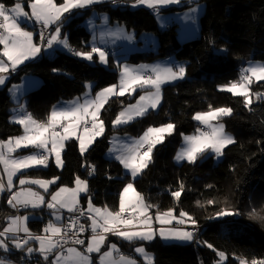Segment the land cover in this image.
<instances>
[{
	"label": "trees",
	"instance_id": "trees-1",
	"mask_svg": "<svg viewBox=\"0 0 264 264\" xmlns=\"http://www.w3.org/2000/svg\"><path fill=\"white\" fill-rule=\"evenodd\" d=\"M129 1L95 5L98 10L109 14L111 22L123 24L137 35L142 32L156 35V51L135 52L126 61L139 63L175 55L185 67V77L161 87V101L156 110H148L121 126H113V120L140 91L133 96L109 98L99 113L104 131L83 155L78 141L70 139L62 150L61 168L50 163L46 168L27 169L21 175L47 180L58 178L48 192L61 186L72 187L79 177L87 182L93 203L107 206L114 212L119 210L120 192L131 182L136 192L152 206V213L169 209L176 215L185 212L196 221V225L204 226L194 233V240L189 244L164 243L158 237L132 243L116 239L122 253L127 255H133L135 246H144L153 254L152 264H214L218 252L226 254L224 264H239L238 258L249 263L254 258L264 259V220L249 215L264 216V98H257L245 107V97L220 89L222 85L239 81L241 68L248 60L264 59V0H199L205 5L200 16L199 35L184 43L177 40L175 24L159 29L149 8H131ZM15 2H21L30 11L27 7L30 0H0L6 6ZM90 11L91 7H87L79 15H75L76 11L70 12L56 23L58 25L71 17L63 31L67 30L68 43L75 51H91L90 32L81 25ZM28 28L34 30V27ZM34 38L37 40L36 35ZM93 58L95 62L90 63L58 50L52 56L41 55L39 59L11 71L7 83L0 88V129L8 125L10 109L14 105L8 89L24 74L42 80L38 88L25 94L27 110L40 121L47 119L57 102L84 92L88 82H93L94 90L117 84L118 69L99 64L96 55ZM250 89L252 96L258 93L264 96V81H253ZM210 105L213 109H232L231 115L219 120L234 134L235 142L223 149L222 158L217 162L213 155L204 153L194 163L187 160L177 163L175 155L182 135L196 132L199 125L193 116L209 111ZM169 123L175 126L173 132L167 133L163 141L155 145L151 162L137 177L132 178L126 173L118 159L105 155L112 133L140 135L148 127ZM181 185L183 191L177 199L172 193L180 191ZM85 200L83 195L80 202L83 208ZM6 201L7 195L3 193L0 196V229L15 213ZM221 211L239 214L217 216ZM47 221L44 217L32 219L28 221V227L31 232L41 234ZM6 257L16 264L29 261L24 257V250L15 248ZM134 257L139 264H145L139 255Z\"/></svg>",
	"mask_w": 264,
	"mask_h": 264
},
{
	"label": "snow or ice",
	"instance_id": "snow-or-ice-1",
	"mask_svg": "<svg viewBox=\"0 0 264 264\" xmlns=\"http://www.w3.org/2000/svg\"><path fill=\"white\" fill-rule=\"evenodd\" d=\"M98 2L100 0H63V3L57 4L54 0H30L27 7L31 9V14L24 10V6L20 2H15L11 6L0 3V30H2L0 31V45H3V50L0 51V74L7 73L9 67H11L12 71H15L19 65L35 57L41 51L40 47L33 42V33L26 30L22 25L34 20L46 29L50 24L61 21L64 13H69L74 9H82ZM179 2L180 0H134L133 6L145 5L148 8L158 9L159 6ZM190 11L196 12L197 9H191ZM60 33L61 29L57 27L55 33L47 40V45L51 47L56 42L71 50L67 37L58 39ZM41 38L43 39V36ZM93 53H98L101 63L107 62L105 53L95 46H93L91 52H73L74 55L87 60L93 59ZM141 68H148V66H141ZM151 72L152 75L145 76L137 69L124 66L121 69L118 86L112 85L102 89L96 93L94 99L85 100L83 104H76L71 108H54L48 117L47 123L35 120L31 114L21 115L17 118L15 122L24 126V135L10 138L8 141H0V165H3L7 175V188L11 190L13 176L22 169H30L37 166L47 167L49 156L52 153H55L57 166L61 167L63 162L61 160L60 149L64 146L63 142L69 137L76 135L77 126L81 122L84 125V134L77 135L76 138L79 140L80 152L83 155L94 138L101 135L104 131V123L102 120H99V112L110 97L123 96L126 92L131 94L136 88L143 89L150 87L154 89V91L141 95L135 105H129L128 109L120 112L113 121V125L127 123L134 116L144 115L149 108L156 109L161 99V85L170 81L183 79L186 74L185 67L182 65L176 66L175 70L171 67L161 68L160 66H152ZM253 77L256 81H264V64L250 65L242 69L238 82H230L229 85H222L220 88L222 91H228L234 96L240 95L245 97V107H248L251 104L249 85L253 82ZM5 79L4 75H0V85L5 83ZM257 96L258 98H264L259 93ZM21 108H23L22 105ZM209 109L208 112L196 113L193 119L211 126L210 121L232 114V109L228 107L213 109L210 105ZM86 117H91V128L87 126L88 120ZM60 121H68V123L64 124ZM174 127L171 123L159 128L149 127L139 139L135 140L131 145H126V152L116 156V159L123 164L125 169L131 171L133 177L137 176L151 162V153L155 145L163 141V134H171ZM211 127L212 132L210 134L202 133L197 129V132L200 133L199 135L184 136L187 146L177 153L175 159L178 162L186 159L189 163H194L198 156L203 155L208 149L215 153L217 157L221 156L223 149L235 141L232 136L225 132V125L223 123ZM57 128L62 129V132L57 131ZM49 145H51L50 148ZM28 147L34 148L37 151L27 156L15 158L11 156V153L15 152L16 149ZM141 149L145 150L141 151ZM89 174L91 175L92 172L90 171ZM56 179L58 178H54L51 181L21 179L20 184H37L41 188H44L45 191H48V186L55 183ZM75 183L77 187L74 189L61 187L55 193H52L51 201L47 202V207L49 209H56L57 207L61 209L66 208L69 212L77 211L76 206L79 203L78 194L87 191V182L77 177ZM4 189L5 185L0 183V192L4 191ZM182 191L183 185H181L180 191L172 193L173 197L178 199ZM129 193L132 195L126 199ZM119 197L120 207L119 211L116 212L110 211L107 206L103 209L97 208L89 200L87 211L90 213L88 219L91 220L90 227L93 234L87 240V247L84 250L86 253H100L101 247L106 243L107 234L115 235L130 243L136 240L151 241L154 239L157 230L152 228L151 217L148 214V210L152 206L144 202L142 195L135 191L132 183L127 184L123 188ZM43 203H45L44 197L37 192H33L31 189H26L20 193H13L8 200V204L12 207H16L17 204L25 207L31 204L33 208H36ZM208 203H213V201H208ZM129 208L133 209L137 215L125 218L123 213ZM237 214L239 213L221 211L217 213V216ZM80 215H84V212L80 211ZM249 215L251 218L264 220V216L257 217L255 213H250ZM180 216L188 217L193 225L196 224V221L188 216L187 213L181 212ZM9 219L10 223L8 226L3 231H0V237H5V239H0V249L4 252H10L11 249L7 241L11 240L12 247L23 251L28 240L21 242L20 238L15 235L22 231L28 234L29 239L39 244V247L36 249L28 247L27 253L39 252L45 260H48L49 255L53 253L54 249L62 246V242L67 243L66 237L68 233L78 224V218H74L66 228L57 227L52 222H49L44 228L46 235L40 236L29 233L28 228L24 226V217H10ZM56 219H60L59 215L56 216ZM172 219L174 217L171 209L163 213H157L155 216V220L161 225L170 224ZM177 222L183 224L185 221L180 219ZM120 226H123V229L127 230H122ZM84 230V226L80 225L79 231L83 232ZM158 232L161 238L166 240L192 241L194 239L193 232L178 228L165 229L161 227ZM73 242L76 244L85 243V241L80 239H75ZM207 246L212 248L211 244ZM114 251H117V246L111 244L109 251L101 254L100 264H137L134 259L123 255L119 257V260L111 259ZM135 252L144 256L146 264H152V257L145 252L142 246L136 247ZM67 253L68 255L66 256L56 253L55 259L51 261V264H92L91 258L88 255L77 251L75 248H68ZM217 255L220 258L217 264H223L225 254L218 252ZM238 259L239 264H247L244 258ZM0 264H12V262L4 257H0ZM250 264H264V259L257 260L254 258Z\"/></svg>",
	"mask_w": 264,
	"mask_h": 264
},
{
	"label": "rangeland",
	"instance_id": "rangeland-1",
	"mask_svg": "<svg viewBox=\"0 0 264 264\" xmlns=\"http://www.w3.org/2000/svg\"><path fill=\"white\" fill-rule=\"evenodd\" d=\"M119 1L120 0H100V2H98V3H93V4L89 5V6H87L88 8L91 7V11L81 21V25H83L90 32L91 38H90V41H89V45L91 47V50H92L93 46H95V47L100 48L105 53V58H106V61H107L106 63H101L98 53H93V55L97 56L98 63L103 65V66H105V67L112 66V68L118 69L119 81H120L121 69L124 66H127V67L132 68V69H137L138 71L141 72L142 75H143L144 72L146 73L148 71L150 72V75H152V72H151V67L152 66H160L161 68L171 67V68H173V70H175L176 66L182 65L183 64L182 61L179 60L175 55L167 57V58H158V59L153 60V61H146V62H142V63H139V64H133L131 62L126 61V58H128V56L130 54H133L135 52L146 53V52H149V51H156L157 48H158V40H157L156 35L153 34L152 32H142V33L137 35L134 30L128 29L125 25L117 23V22H111L109 14L107 12H103V11H100L97 8H95V5H97V4H101V3H105V2L116 3V2H119ZM130 1L131 2H130L129 6L131 8H138V7H146V8H148L145 5H137V6L134 7L133 6L134 0H130ZM54 2L57 3L55 0H54ZM61 3H63V2H61ZM61 3H57V4H61ZM87 7H85V8H87ZM85 8L74 9L71 12L76 11L75 15H79V14L82 13V10L85 9ZM191 9H197V11L196 12H192V11H190ZM24 10L26 12H28L29 14H31V9H30V11H28V10H26L24 8ZM157 10H158V13L156 14L155 18H156L157 25H158L159 29H165L166 27L175 24L177 26V33H178L177 34V40H178V42L184 43V42H186L188 40H191V39H193V38H195V37H197L199 35L200 16H201V14H203V12L205 10V5H204L203 2H201L199 0H180V2L176 3V4H169V5L159 6V8ZM69 13H64V15H67ZM69 18H71V17H69ZM69 18H66L62 23H60L58 25L56 23L50 24L51 26H54V27L51 30V33L49 35V39L51 38V35L53 33H55V30H56L57 27H60V29H61V33H60L58 39H64L65 37H67V30L63 31V27L69 21ZM32 22L33 21H30V22L26 23V25L24 24L22 26H24L26 28V30L32 32V30L30 28H28V26ZM30 27H32V25ZM33 42L37 46L42 48V46L39 44V42L38 43L35 42L34 33H33ZM53 44H55L56 46L59 45V43H56V42H54ZM2 50H3V46H2L1 51ZM44 50H45V52L48 50V55H51V56L56 53V51L50 50L48 46H45ZM58 50L61 51L62 49H60V47L58 46ZM106 50H108L111 54H107ZM80 58L83 59V57H80ZM4 59L6 60V58H4ZM29 60H26V62L23 63V64H26L27 62L31 61V60L30 61ZM85 60L90 62V63L95 62L94 58L92 60H87V59H85ZM257 64H264V59L263 60H248L242 66L241 70L244 69V68L249 67L250 65H257ZM141 66H148V68H141ZM10 71H11V67H9V71L7 73H2L0 75H6L5 78L8 77L7 79H9L10 76H11ZM27 75L28 76H24V78L22 79L21 83L18 82L19 84H17V83L13 84V87L11 88V90H9V93L12 94V100L14 102V106L11 107L12 117L14 115H18L19 113H21L23 111L26 112V102H27V99H26L27 97L25 96L26 92H28L29 90L38 88L40 86V84L42 83V80L40 78H38L36 76H31L30 74H27ZM7 79H5V83L3 85H0V88L5 86V84L7 83ZM28 79H35V80L37 79L38 83L35 84V85H30V84H28L29 83ZM178 80H181V79H178ZM178 80L164 83V84L161 85V87L164 86V85H167V84L175 83ZM252 80L256 81L254 77L252 78ZM229 84H227V85H229ZM93 87H94L93 82H88L86 84L85 91H91L93 89ZM249 88H250V85H249ZM143 89H146V90H144L143 92L138 94V96L135 97L132 100V102L124 105L119 110L118 114L120 112L125 111L126 109H128L129 105H135L137 103V100L139 99V97L141 95H144L146 92H149V91H154V89H152L150 87H145ZM143 89L136 88V90L134 92H131V94L126 92L124 95L127 94L129 96H133V94L135 92H137L139 90H143ZM147 89H149V90H147ZM257 98H258L257 94L255 96H252L251 89H250L251 102L254 101V100H258ZM160 101H161V99H160ZM159 104H158L157 108L159 107ZM21 105L23 106V108H21ZM156 109H153V110H156ZM148 110H151V108H149ZM205 112H208V111H205ZM198 113H203V112H198ZM138 117L139 116H134L133 119L131 121L127 122V123L132 122L134 119H136ZM195 121L199 125L198 129L200 130V132L209 133V134L212 132V127L211 126H215V125H217L219 123H223V121H221L219 119L218 120H212V121H210V125L211 126H209V125L202 124V123H200L197 120H195ZM127 123H123V124H119V125H113V126L117 127V126H121V125H124V124H127ZM200 127H204V128H206V130L203 131V130L200 129ZM225 132L227 134H229L230 136H232L233 139L235 140L234 134L231 131H228V130L225 129ZM199 134L200 133L197 132V130L194 133L183 134L182 135L181 144H180V146L178 148V152L182 148L187 146L185 141H184V136L199 135ZM130 139H133V135L132 134H129V133H117V132L112 133V135L110 137V141L112 140V143L110 144V146H109L108 150L106 151L105 155L108 158H113L112 156H113L114 153H116L120 149L122 150V149L126 148L125 146L129 144V140ZM17 152L18 151L16 149L15 152L11 153V156L13 158L17 157L16 156ZM205 153H206L205 154L206 156L207 155H213L215 162L219 161L222 158V155L217 157L215 155V153H213L210 149L206 150ZM182 161H184V160H181L179 162L176 161V162L177 163H181ZM125 172L130 174L132 178L137 177V176L133 177L132 174H131V171L128 170V169H125ZM16 174H18V173H16ZM14 176H13V182L15 180ZM16 177H18V176H16ZM19 179L20 180L21 179H25L26 180L28 178L22 176ZM20 180H19V182H20ZM129 183H131V182H128L127 184H129ZM13 188H14V191H16L17 193H20V192L26 190L20 183H19L18 187H16V188H15V184L13 183L11 189H13ZM26 213L28 214V212H24L23 214L26 215ZM172 214H173L174 219L171 220L170 224L161 225L158 222V224L160 226H157L156 229L159 230L161 227H163L165 229L178 228V229H182L184 231L193 232V231L190 230V227L195 226L196 224L188 226V224L191 223V221L188 219V217H181L180 215H176L173 212H172ZM180 219H183L185 222L183 224L178 223L177 221L180 220ZM197 232H199V231H197ZM197 232H194V233H197ZM157 234L161 238V236L159 235V232ZM44 235H46V233H44L41 236H44ZM154 238H156V234H155ZM0 239H5V237H0ZM161 240L164 243L189 244L194 239L192 241H178V240H173V239H167L166 240V239L161 238ZM11 244H12V241H11ZM145 252L152 257V262H153V254L151 252L146 251V250H145ZM56 253L63 254V251H62V249H58V251ZM142 257H143L144 263L146 264L144 256H142ZM219 259L220 258L218 256V259L214 262V264H217ZM226 259H227V256L225 254V260H224L223 264L225 263ZM12 264H16V263L12 262ZM247 264H250V263L247 262Z\"/></svg>",
	"mask_w": 264,
	"mask_h": 264
},
{
	"label": "crops",
	"instance_id": "crops-1",
	"mask_svg": "<svg viewBox=\"0 0 264 264\" xmlns=\"http://www.w3.org/2000/svg\"><path fill=\"white\" fill-rule=\"evenodd\" d=\"M130 2L131 1H129V3H128V5H130ZM151 11L153 10L152 8H149ZM156 16V15H155ZM35 24H40V23H36L34 20H33V22L32 23H30V25L28 26V27H30L31 25H32V27H33V25H35ZM26 25V24H25ZM49 26H51V25H49ZM32 32L34 33V30H32ZM51 33V32H50ZM50 35V34H49ZM34 37H35V33H34ZM35 39V38H34ZM48 39H49V36H48ZM35 42L36 43H38V40H35ZM58 45V44H57ZM3 46V45H2ZM45 46H48V45H45ZM45 46L44 47H42V48H40L41 49V51L40 52H38L37 54H36V56L35 57H33V58H31L30 60L31 61H33V60H37V59H39V57L41 56V55H47V56H51V55H48V50L45 52ZM59 47H60V49H62L61 51H64V52H67V53H70V54H73V52L75 51L71 46H70V48H71V50H69V48H65L62 44H59L58 45ZM58 46H56L55 44H52V46L51 47H49V49L50 50H54V51H58ZM107 54H111L110 52L109 53H107ZM130 56V55H129ZM128 56V57H129ZM78 57H80V56H78ZM84 59V58H83ZM98 59V58H97ZM127 59V58H126ZM29 60V61H30ZM26 62V61H25ZM24 62V63H25ZM139 63H142V62H139ZM139 63H133V64H139ZM23 64H21V65H19L18 67H17V69L20 67V66H22ZM12 71V70H11ZM10 71V72H11ZM145 73V72H144ZM144 73H143V75H144ZM4 76H6V75H4ZM24 76H28L27 74H24L23 76H22V78H21V80L19 81V83H21V81H22V79L24 78ZM31 76H33V75H31ZM8 77H6V79H7ZM8 80V79H7ZM29 80V83L28 84H30V85H35V84H37L38 83V81H37V79L35 80V79H28ZM119 79H118V83L116 84V85H118L119 84ZM19 83H17V84H19ZM110 86H112V85H110ZM110 86H107V87H104V88H108V87H110ZM13 87V85L12 86H10L9 87V89L8 90H11V88ZM104 88H101V89H98V90H94V89H92L91 91H85L84 90V92H82L80 95H78V96H75V97H73V98H71V99H66V100H61V101H59V102H57L53 107H52V109H51V112H52V110H53V108H55V109H61V108H71V107H74L76 104H83L84 102H85V100H91V99H94L95 98V96H96V93H98V92H100L102 89H104ZM144 90H146V89H143V90H139L140 92L138 93V94H140L141 92H143ZM147 90H149V89H147ZM27 93V92H26ZM10 94V93H9ZM138 94H137V96H138ZM161 96H162V90H161V94H160ZM136 96V97H137ZM10 97H11V100H12V94H10ZM113 97V96H112ZM114 97H116V96H114ZM111 98V97H110ZM13 101V100H12ZM14 106V105H13ZM101 110V109H100ZM10 111H11V109H10ZM51 112H50V114H51ZM100 113V112H99ZM27 114H31L28 110H27V108H26V112H21V113H19L18 115H14L13 117H12V113H11V115H10V117H9V120H8V125L6 126V127H4V128H2V129H0V141H8L10 138H14V137H19V136H22V135H24V126L23 125H21V124H18V123H16L15 122V120L17 119V118H19L21 115H27ZM50 114H49V116H50ZM31 116H32V114H31ZM48 116V117H49ZM33 117V116H32ZM48 117H47V119L45 120V121H40V120H37L36 118H34L35 120H37V121H39V122H43V123H47V120H48ZM86 119L89 121H91V117H86ZM61 123H64V124H67L68 123V121H60ZM159 127H161V126H157V127H154V128H159ZM91 128V127H90ZM149 128V127H148ZM147 128V129H148ZM84 129V125H83V122H81L80 124H79V126H77V129H76V135H73V136H71V137H69L67 140H70V139H76L77 141H78V144H79V140L76 138V136L77 135H83L84 133H83V130ZM146 129V130H147ZM146 130L144 131V133L146 132ZM62 132V131H61ZM144 133H142V134H140V135H133V139H130L129 140V144L128 145H131L135 140H137V139H139ZM167 133H164L163 134V136L165 137V135H166ZM99 136H101V135H99ZM99 136H96L95 138H94V140L96 139V138H98ZM67 140H65L64 142H63V144H65V142L67 141ZM93 140V141H94ZM93 141H92V143H93ZM13 143H14V141H13ZM91 143V144H92ZM112 143V140L110 141V144ZM91 144L89 145V147L91 146ZM157 145V144H156ZM51 147V145H49V148ZM88 147V148H89ZM63 148H64V146H63ZM63 148L62 149H60V155L62 154V150H63ZM79 149H80V147H79ZM17 153H16V156L17 157H19V156H27V155H31V154H33L34 152H36L37 150L36 149H34V148H31V147H28V148H19V149H17ZM126 152V148H124V149H120V150H118L116 153H114L113 154V158H116V156H118V155H121V154H124ZM177 152H178V150H177ZM177 152H176V154H177ZM175 157H176V155H175ZM61 160H62V158H61ZM175 161H177L176 159H175ZM50 163H53V164H55L56 166H57V162H56V156H55V153H52L50 156H49V163H48V165L50 164ZM62 165H63V163H62ZM123 165V164H122ZM37 167H41V168H46V167H43V166H37ZM58 167V166H57ZM62 167V166H61ZM61 167H58V168H61ZM124 167V166H123ZM33 168H36V167H33ZM25 170H27V169H22L20 172H17L18 174H16L14 177H15V180H14V184H15V188L16 187H18V185H19V178H21L22 177V175H21V173L22 172H24ZM124 171H125V167H124ZM139 175V174H138ZM137 175V176H138ZM16 176H18V177H16ZM131 176V175H130ZM24 177H26V176H24ZM28 179H26V180H44V181H51V180H53V179H50V180H47V179H40V178H31V177H27ZM0 183H2V184H4L5 185V189H4V191H2V192H0V196L3 194V193H5L6 195H7V201L9 200V197L13 194V193H17L16 191H14V188L13 189H11V190H9L8 188H7V175H6V173H5V171H4V168H3V165H0ZM54 184V183H53ZM51 185L52 184H50L49 186H48V191L50 190V187H51ZM127 185V184H126ZM25 189H31L33 192H37V193H39L41 196H43L44 197V199H45V203H43V204H41L39 207H36V208H33L32 206H31V204L29 205V208L27 209V210H25V211H22V212H16V211H14L15 213L14 214H12L11 216H9L8 217V222L6 223V225H5V227H7L8 226V224H9V222H10V217H24L25 218V220H24V226H26L27 228H28V230H29V233L30 234H33V235H43L45 232H44V228L49 224V222H52L53 224H55L57 227H62V223H63V221H64V219H65V217L68 215V213H70L66 208L65 209H61V208H56V209H49L48 207H47V202H50L51 201V195H52V193H55L59 188H61V187H65V186H61V187H58V188H56L55 190H53L52 192H48V191H45L44 190V188H41L39 185H37V184H32V183H26V184H23L22 185ZM77 187V185H76V183L74 184V186H72V187H67V188H69V189H74V188H76ZM136 191V190H135ZM83 195H85V197H86V200H85V202H84V209H85V212H86V214H87V216H89V214L90 213H88V203H89V200H91V202H92V204L95 206V207H97V208H101V209H103L104 208V206H99V205H96V204H94L93 203V201H92V197H91V195L90 194H88V188H87V191H84V192H80L79 194H78V201H79V203L81 202V197L83 196ZM132 194L131 193H129L127 196H126V199H128L130 196H131ZM144 199V198H143ZM7 201H6V204H7ZM13 202H15V201H13ZM144 202L146 203V201L144 200ZM147 204V203H146ZM8 206V205H7ZM9 207V206H8ZM119 207H120V202H119ZM10 208V207H9ZM109 209V208H108ZM13 210V209H12ZM110 210V209H109ZM111 211V210H110ZM119 211V210H118ZM127 211H130V212H132V213H134V210L133 209H131V208H129ZM24 212H28V214L26 213V215H24L23 213ZM114 212V211H113ZM161 213H163V212H161ZM148 214H149V216L151 217V226H152V228L153 229H155V230H157L156 231V237H158V238H160L159 236H158V229H156V227L157 226H160L159 224H158V222L155 220V216H156V214L157 213H152L151 212V209L149 208V210H148ZM57 215H59V217H60V219L59 220H57L56 219V216ZM91 215H94V214H91ZM134 215H137L136 213H134ZM47 218L48 219V221L46 222V224H45V226H44V228H43V231H42V233L41 234H35V233H33V232H31V230L29 229V227H28V221L29 220H32V219H41V218ZM88 221H89V224L91 225V220H89L88 219ZM166 225V224H165ZM189 225H192L191 223L190 224H188V226ZM4 227V228H5ZM121 227V229L122 230H127V229H123V226H120ZM3 228V229H4ZM3 229H0V231H2ZM18 233H21V234H24V235H26V237L23 239V240H21V242H23L24 240H28V243H27V245L24 247V257L25 258H28L29 259V261L26 263V264H51V261L53 260V259H55V256H56V252L58 251V247L56 248V249H54L53 250V253H51L50 255H49V257H48V260H45L44 259V257L43 256H41L40 255V253L39 252H33V253H31V254H28L27 253V248L28 247H31V248H34V249H36V248H38L39 247V244H38V242H36V241H34V240H31V239H29V236H28V234H26V233H24V232H18ZM18 233H16L15 235L17 236V234ZM9 235H11V234H9ZM92 236V235H91ZM90 236V237H91ZM121 239V238H119V237H117V236H115V235H111V234H107V240H106V243L101 247V252L100 253H96V252H93V253H86L84 250H85V248L87 247V245H86V247H84V248H81V247H77V246H67V247H65V248H63L62 249V251H63V254L62 255H68V253H67V249L68 248H75L77 251H80V252H82V253H84V254H86V255H88L90 258H91V261H92V264H100V256H101V254L103 253V252H107V251H109V246L111 245V244H115L116 246H117V251H114V253H113V256H112V258L111 259H113V260H119V257L121 256V255H123V256H125V257H128V258H130V259H134L136 262H137V264H139L138 263V261L136 260V258L134 257L135 255H139L140 257H141V259L143 260V255H141V254H138V253H136L135 252V248L136 247H141L142 245H139V246H135L134 247V249H133V255H127V254H124V253H122V251H121V249H120V246H119V244H118V242L116 241V239ZM161 239V238H160ZM123 240V239H122ZM141 241V240H140ZM7 243H8V245H9V248L12 250V249H14V247H12V244H11V240H8L7 241ZM143 248H144V246H142ZM7 253L8 252H4L2 249H0V257H4V258H7V259H9V257H6L7 256ZM10 260V259H9ZM10 261H12V260H10ZM13 262V261H12ZM14 263V262H13Z\"/></svg>",
	"mask_w": 264,
	"mask_h": 264
},
{
	"label": "built area",
	"instance_id": "built-area-1",
	"mask_svg": "<svg viewBox=\"0 0 264 264\" xmlns=\"http://www.w3.org/2000/svg\"><path fill=\"white\" fill-rule=\"evenodd\" d=\"M151 13L153 15H156L158 13V10L153 9L151 11ZM33 27H34V33L37 36V40H38L39 44L42 47H44L45 45H47L48 36L52 30V27L48 26V28L45 29L42 27L41 24H35V25H33ZM0 31H2V30H0ZM42 36H43V39L41 38ZM106 52L109 53L108 50H106ZM144 75L148 76V75H150V72L148 71ZM87 126L89 128L91 127V121L90 120L88 121ZM200 129L203 131L206 130V128H204V127H200ZM56 130L60 131V132L62 131V129H60V128H57ZM144 150L145 149H141V151H144ZM13 203H15V202H13ZM7 205L16 212H22V211L27 210L29 208L30 204L26 207L23 205H19V204H17L16 207H12L11 205L8 204V201H7ZM76 208H77V211L70 212L65 217V219L62 223V228H66L74 218H78V224L75 228H72L71 231L68 233V236L66 237L67 243L62 242V246L58 247L59 249H63L67 246H77V247L84 248L87 245V240L93 234L91 227H90V224H89V221H88V216L85 212V209L83 208V206L80 203L77 204ZM80 211H83L84 215H80ZM133 215H134V213H132L130 211H126L125 213H123V216L125 218H131ZM80 225L84 226L85 230L83 232L79 231ZM203 228H204L203 225H195V226L190 227V230L193 231V233H194V232L202 230ZM17 236L20 238V240H23L26 237V235L21 234V233H18ZM75 239L83 240V241H85V243L84 244H76L73 242Z\"/></svg>",
	"mask_w": 264,
	"mask_h": 264
}]
</instances>
